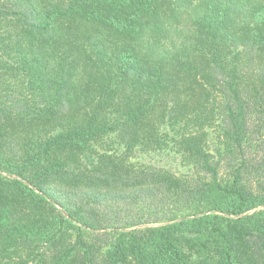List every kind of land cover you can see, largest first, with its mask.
Masks as SVG:
<instances>
[{
  "label": "trees",
  "instance_id": "obj_1",
  "mask_svg": "<svg viewBox=\"0 0 264 264\" xmlns=\"http://www.w3.org/2000/svg\"><path fill=\"white\" fill-rule=\"evenodd\" d=\"M0 264H264V0H0Z\"/></svg>",
  "mask_w": 264,
  "mask_h": 264
},
{
  "label": "rangeland",
  "instance_id": "obj_2",
  "mask_svg": "<svg viewBox=\"0 0 264 264\" xmlns=\"http://www.w3.org/2000/svg\"><path fill=\"white\" fill-rule=\"evenodd\" d=\"M144 161L150 162L152 164H155L157 166H166L167 168H170L173 171H178L180 170L179 164H178V159L174 158L173 155L169 154H159V155H154L149 158H145Z\"/></svg>",
  "mask_w": 264,
  "mask_h": 264
}]
</instances>
